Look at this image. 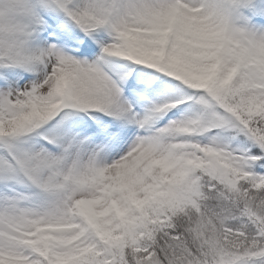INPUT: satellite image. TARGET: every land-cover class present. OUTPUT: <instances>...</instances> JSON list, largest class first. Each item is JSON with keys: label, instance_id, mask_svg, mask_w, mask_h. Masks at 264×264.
<instances>
[{"label": "snow or ice", "instance_id": "1", "mask_svg": "<svg viewBox=\"0 0 264 264\" xmlns=\"http://www.w3.org/2000/svg\"><path fill=\"white\" fill-rule=\"evenodd\" d=\"M0 264H264V0H0Z\"/></svg>", "mask_w": 264, "mask_h": 264}]
</instances>
